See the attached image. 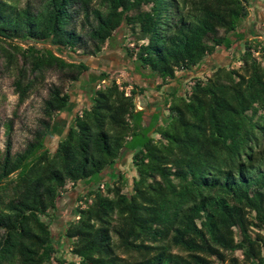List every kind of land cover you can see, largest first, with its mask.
I'll return each instance as SVG.
<instances>
[{
    "label": "trees",
    "instance_id": "trees-1",
    "mask_svg": "<svg viewBox=\"0 0 264 264\" xmlns=\"http://www.w3.org/2000/svg\"><path fill=\"white\" fill-rule=\"evenodd\" d=\"M259 5L264 0H0V64L18 104L50 72L60 77L22 149L14 150L13 120L5 122L0 264H264V40L248 39L242 25ZM123 25L127 55L160 80L158 89L229 51L236 38L240 64L224 62L193 76L184 93H168L163 124L146 123L137 109L145 87L113 78L50 149L54 120L71 100L65 84L90 66L45 45L98 56ZM126 151L136 170L130 184L119 169ZM69 183L83 187L60 235L67 256L52 221Z\"/></svg>",
    "mask_w": 264,
    "mask_h": 264
},
{
    "label": "rangeland",
    "instance_id": "rangeland-1",
    "mask_svg": "<svg viewBox=\"0 0 264 264\" xmlns=\"http://www.w3.org/2000/svg\"><path fill=\"white\" fill-rule=\"evenodd\" d=\"M131 34V33H130ZM129 32L127 31L126 26L123 25V27L119 30V32L115 35V40H112L109 42L108 48L110 47L109 51H118L119 52V60H113L112 62L114 65L108 66L109 69L114 70L115 68H120V71H116L112 73V76L110 78L117 79L118 82L122 81H128V80H134L133 75L128 71V68H130V64H132L131 59L127 55V49L126 45H128L131 42V37ZM121 43L124 45L122 47ZM40 46H43L42 43L39 44ZM46 47L53 48L56 53L64 55L67 59L71 60H85L89 61L90 64H92V60L94 59L93 56L85 57L81 55H74L71 52H61L59 48L52 47L49 44L45 45ZM107 48V49H108ZM239 51L243 49V47L238 48ZM107 51V50H106ZM235 54V55H234ZM233 58L231 60L232 66L238 67L240 62L237 61L239 58L240 53H234ZM103 55V54H101ZM255 55L260 59L263 60L261 54L259 52H255ZM234 59V60H233ZM228 62V61H223ZM126 70H124V68ZM216 62H207L205 63L201 68L196 69L194 71H191L185 75L184 78H182V87L178 88L177 91L180 93H184L186 90L190 88L191 79L193 76H204L208 71L216 68ZM123 70V72H122ZM91 75V74H90ZM145 75V80H139L144 86H145V92L143 95H140L136 98V102L138 105L141 104H150L151 101L154 100L152 97L153 95L156 96V98H160V107L159 113H161V116L157 119L152 118L150 123H154L155 121H158L159 124L164 123V119L169 111L167 109V103L166 100L169 98L170 92L174 91L175 83L173 82L171 84H167L163 86L162 88L158 89L157 82L160 80H154L150 73ZM181 75V74H180ZM148 78V79H147ZM84 79V80H83ZM94 77H89V72L83 75L82 79L78 82H75L72 87L68 86V83L65 84L67 89L73 94L76 95L81 90H84L85 87L87 91L92 94L94 89L97 88L100 85H104V82L100 81L101 83L93 84ZM13 78L12 76L5 70H3V67L0 64V148L3 149L5 146L6 141V134H5V122L9 121L10 119L13 120L14 124V131H13V144H14V150L22 149L25 144L27 143L28 139H30L31 130L36 127L38 123V119L42 115V106L44 99L47 97L48 94V88L52 83H60V77L56 72H50L47 76L46 82L41 85L38 89H36L30 97L21 105L18 104V94L15 93L14 87L12 85ZM138 81V83H140ZM174 81V80H173ZM106 83V82H105ZM130 88L127 89L129 91ZM176 91V90H175ZM85 94V93H83ZM77 96V95H76ZM85 96V95H83ZM83 99V98H82ZM80 99V100H82ZM85 105V102H83ZM82 102L77 103L76 100L73 101V103L70 102L69 106L62 111L54 120V126L51 134L48 136L46 144L47 146L55 150L58 141L60 139V136L64 135L68 129V127L73 123L75 114H76V108H78V111L81 110V108L84 106L82 105ZM145 122H148V118L145 119ZM155 132V129L153 130ZM126 160L122 161L119 164V169L121 173L125 176V178L128 180V183L130 184L132 176L136 173L135 167L131 161V152L126 151L124 153ZM104 179H108L106 176ZM68 191L65 192L60 199L59 202V209H57L53 215V224L52 228L55 232V236L57 239V246L60 247L61 253L69 256L70 253L68 249L65 246L64 240L61 238L62 231L64 229L65 224L70 220L74 215L76 214V206L78 204L77 197L80 194L82 185H79L77 187L71 186L69 183L68 185ZM126 191L130 190V185H128L125 189Z\"/></svg>",
    "mask_w": 264,
    "mask_h": 264
},
{
    "label": "crops",
    "instance_id": "crops-1",
    "mask_svg": "<svg viewBox=\"0 0 264 264\" xmlns=\"http://www.w3.org/2000/svg\"><path fill=\"white\" fill-rule=\"evenodd\" d=\"M242 25H243V29L246 31V35H247L248 39H257L258 38L259 40H264V7L262 5H259L258 7L257 6L252 7L249 16L246 18V20L243 22ZM236 44H238L237 45L238 47L236 46ZM121 45H122V47H124V45L122 43H121ZM107 46L105 47L104 51L101 53L103 55L100 54L98 56H93L94 59L92 60V64H90L89 61H86L88 63V65L90 66V69L87 72H89V77L90 76L92 78L94 77V79H93L94 85L97 83H101L100 81H102L104 83L110 81V78L113 77L112 73H114L116 71H120L119 70L120 68H115L114 70H111L108 68V66L114 65V63L112 62L113 60H115V59L119 60L120 58H119V52L118 51H113V50L109 51L110 47L108 48ZM239 47L240 48L243 47V43H240V41L238 42V39L236 38L234 46L229 51H224L223 49H220L216 53H214L213 55L209 56L207 58V62L208 61L210 63L216 62L217 66L223 64L224 63L223 61L229 62V61H231V59L235 55L234 53L240 52L238 49ZM123 68H124V70H126L125 67H123ZM130 68L131 69L128 68V71L133 75L134 81L138 82L139 80H142V81L145 80L146 77H145L144 73L147 72L146 70H143V69H140L139 67H137L133 61H132V64H130ZM122 72H123V70H122ZM106 74H108L109 76L106 77L105 76ZM146 74H148V73H146ZM85 76H86V74H85ZM181 80L182 79L179 78V79H175L173 81V84L175 83L174 91L175 90L177 91V89L182 86ZM139 84L141 86L145 87L141 82ZM99 86H100V84H99ZM83 93H85V94H83ZM76 95H73L71 93V100H70L71 103H73V101L76 100L77 103L82 102V105H84L83 102H85V105L83 107H86L91 103L92 94H90L87 91L86 87L84 90H81L80 95H79V93H77ZM83 95H85V96H83ZM152 97L154 98V100L151 101L150 104H147V103L144 104L143 103L141 105H138V103H137V109L144 110L146 112V118H148L149 122L151 121L152 118L155 117L156 114L159 113V110L161 109V107H160L161 104L158 103V102H160V98H156L155 95H153ZM80 99H82V100H80ZM76 111L78 112V108H76Z\"/></svg>",
    "mask_w": 264,
    "mask_h": 264
},
{
    "label": "flooded vegetation",
    "instance_id": "flooded-vegetation-1",
    "mask_svg": "<svg viewBox=\"0 0 264 264\" xmlns=\"http://www.w3.org/2000/svg\"><path fill=\"white\" fill-rule=\"evenodd\" d=\"M184 78V77H183Z\"/></svg>",
    "mask_w": 264,
    "mask_h": 264
}]
</instances>
